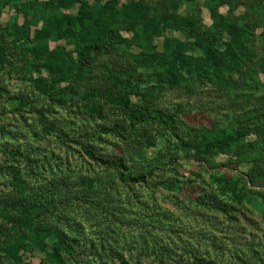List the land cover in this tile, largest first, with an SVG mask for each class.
Instances as JSON below:
<instances>
[{
    "label": "trees",
    "instance_id": "16d2710c",
    "mask_svg": "<svg viewBox=\"0 0 264 264\" xmlns=\"http://www.w3.org/2000/svg\"><path fill=\"white\" fill-rule=\"evenodd\" d=\"M15 1L17 8L26 13L25 22L6 26L0 23V39L5 40V44L0 42V65L11 62L9 49L13 51V47L34 52L36 57L24 60L18 70L26 76L31 74L30 81L47 104L33 106L35 92L28 95L7 91L4 96L7 108L23 107L18 108L21 114L40 111L38 122L44 138L76 143L98 170L66 173L60 154L55 152L52 160L51 155L40 154L46 148L23 144L22 132L15 134L2 129L10 137L0 144L4 159L0 162V264H27L24 256L33 250L41 252L47 264H144L147 258L153 264H217L203 249L189 244L174 246L167 239V231L180 237L178 230L172 229L175 214L169 208L144 214L150 218L147 222L137 221L139 226L146 227L149 235L145 237L152 242L145 240L138 246L122 241L115 227L131 223L126 219L129 205H149L140 196H132V191L123 192L118 186L148 185L158 167L146 156V151L157 146L163 137L194 148L200 158L228 154L245 159L244 163L250 166L249 179L264 180V155L239 158L252 150L264 151V100L241 110L242 118L235 117L225 125L215 120L209 126L192 128L193 139L189 141L190 137H185L188 131L181 128L182 97L166 106L159 98L164 89L183 90L188 99H195L202 85L213 84L220 96L247 86L241 79L255 69L254 66L243 69V62L249 57L246 40L252 34L251 26L220 17L208 29L199 17L181 14L176 5L171 7L155 0ZM1 4L0 12L10 1L3 0ZM115 23L133 32L132 39L124 37L119 41V31L113 29ZM167 30L184 38L165 37L160 48L152 44L150 32L161 34ZM50 41H62L61 49L48 51ZM127 48H131L126 55L128 62H123V54L115 55L111 64L106 62V52ZM144 66L156 73L145 74ZM148 82L152 83L151 91L143 85ZM2 88L0 85V96ZM52 102L84 104L96 127L90 130L89 126L81 128L73 124L68 128L48 120L45 112ZM3 113L0 110V115ZM32 126L33 122H29L28 128ZM131 131H135L134 137L127 135ZM105 134L122 139L123 144L118 145L124 154L111 155L101 149L98 141L107 139ZM251 135H255L254 141L247 140ZM15 176L34 178L35 183L29 185L24 179L21 186L19 180L13 181ZM227 181L221 178V190L224 191ZM243 184L242 198L248 195L247 183ZM193 190L196 204L217 213H232V200L226 201L218 192L204 187ZM80 202L91 209L94 219L97 217L94 210L103 211L110 218L109 225L87 231L75 211L74 205ZM59 208L57 213L63 226L39 217L41 212ZM21 214L28 218L23 220ZM202 237L213 239L206 234ZM135 251L136 260L131 256Z\"/></svg>",
    "mask_w": 264,
    "mask_h": 264
},
{
    "label": "rangeland",
    "instance_id": "374dc122",
    "mask_svg": "<svg viewBox=\"0 0 264 264\" xmlns=\"http://www.w3.org/2000/svg\"><path fill=\"white\" fill-rule=\"evenodd\" d=\"M10 4L4 6L0 12V23L3 26L7 24L23 25L25 22V12H22L17 7V1L9 0ZM46 2L48 0H40ZM95 1V0H91ZM124 1V0H122ZM162 1L168 4L167 6H177L178 12L188 16H197L200 21L208 29L212 28L217 18L223 17L227 21H235L238 24H248L252 28L250 39L246 40L248 46L249 57L243 62V69L247 70L251 66L255 69L246 73L241 79L242 82H247V86L231 94L220 96V93L214 90L213 84L202 85L201 93L195 99L189 97L183 90L164 89L160 93V99L163 100V105H172L175 101L181 99L183 111L180 112L182 121V131L187 132L186 138L190 137L192 141V128L198 126H209L212 121L221 120V124L225 125L228 120H235V117H240V111L262 103L264 100V0H155ZM0 2V6L2 5ZM32 14L29 15V19ZM122 24L115 23L113 29L119 31V41L124 40V37L132 39L133 32H127L122 29ZM112 28V27H111ZM177 36L184 38L181 34L174 31H164L161 34L150 32L152 44L161 47L165 37ZM1 44H5V40L0 39ZM63 44L62 41H50L46 48L48 51H56ZM125 44V43H123ZM13 45V44H12ZM9 45V46H12ZM124 48H126L123 45ZM13 51L9 49V60L5 64L0 65V85L3 87L0 96V110L3 114L0 115V144L4 142L10 135L3 133L2 129H7L10 132L17 134L22 132L21 142L33 143L35 146H41L44 151L41 155H51L54 159L55 152L62 156L64 163V172L73 170H85L87 173H92L93 170H98L94 162L84 157L81 153L79 145L64 139H48L44 138V132L41 129L39 121L40 111L20 113L18 105L12 108H7L6 101L7 91L11 94H33L32 105L44 106L47 101L38 94L34 85L30 81V75L20 73L18 66H22L24 60L34 59L36 55L28 49H19L13 47ZM131 48L116 50L112 49L105 56L106 62L112 63L114 56L123 54L124 61L128 62L129 57H126L127 52ZM139 50L136 47V51ZM135 51V52H136ZM201 53H197L199 55ZM13 62V64H12ZM15 62V63H14ZM100 66V65H99ZM98 69V66H96ZM101 69V67H100ZM145 74L152 75V70L144 66ZM147 79H145L146 81ZM144 81V82H145ZM143 84V83H142ZM152 83H144L145 89H150ZM152 89V88H151ZM151 89L149 91H151ZM204 90V91H203ZM80 103H58L52 102L46 108V118L50 121L60 122L68 128L73 127V124L78 127L89 126L90 130L96 127V121L90 115L87 106ZM37 108V107H36ZM29 122H33V126L28 128ZM83 123V124H82ZM75 127V128H76ZM84 128V127H83ZM129 137L135 136V131L128 132ZM255 135L248 136L247 140L254 141ZM108 137L105 140L98 141L103 147V151L113 154H124L123 144L119 136L105 134ZM184 137V138H185ZM185 138V139H186ZM61 140V141H60ZM187 140V139H186ZM66 143H65V142ZM264 142V141H263ZM71 143V144H70ZM175 139L166 141V138H159L157 146L147 149L146 156L156 162L157 170L154 171L152 179L149 180L147 186L135 184L125 186L119 184V188L124 191H132V196H140L146 201L149 206L142 204L129 205L130 211L126 219L130 220L127 227L116 225V230L122 241L133 242L140 246L146 241L152 242L146 231V227L142 228L137 223L138 220L149 221L150 218L144 214H154L159 209L169 208L174 212L175 219H172L174 226L172 229L178 230L180 237L173 232L167 231V239L174 246L179 244L183 247L184 244L189 246H197L203 249L205 254L209 255L217 264H264V180L249 179L247 170L249 165L245 164L243 158L249 159L251 156L264 155V151L252 150L247 152L243 160H238L236 157H231L228 154H218L207 158H200L196 155L195 149L188 147L186 144L179 143ZM70 144V145H69ZM3 156L0 154V162ZM59 162V158L57 157ZM101 171V170H100ZM77 173V172H76ZM103 176L106 174L100 172ZM19 178L15 176L13 181L19 180V184L23 186L24 179L29 185L34 184V178L25 177ZM227 181L224 191L220 189V180ZM107 180V179H106ZM158 182L157 186L155 183ZM234 182V183H233ZM231 183L235 184V186ZM243 183L245 184L248 195L241 197L244 194ZM27 186V185H26ZM233 186V187H232ZM200 189L204 187L210 191L218 192L222 199L226 201L232 200L234 206L233 211L227 215L223 212L217 213L209 207H202L196 204L194 199V188ZM2 185L0 184V191ZM257 190V193H256ZM242 193V195H241ZM135 194V195H134ZM240 194V196H238ZM177 196V197H176ZM179 197V198H178ZM134 198V202H135ZM153 202V203H152ZM145 204V203H144ZM74 205V204H73ZM76 206L79 218L86 226L87 231L93 232L103 225H109V217L101 210H94L96 218L91 216V209L83 203ZM162 207V208H161ZM70 210V206L67 207ZM58 210L51 212H41L39 217L52 219L60 226H63L62 221H59ZM74 209V208H73ZM10 214L9 212H7ZM5 214V213H4ZM177 216V217H176ZM148 217V220H146ZM2 217H0L1 219ZM23 220L27 219L26 214H21ZM166 220V219H165ZM177 221V222H175ZM202 234L212 236V241L204 239ZM137 251L131 253L132 259H137ZM144 257V259H146ZM130 260V256H127ZM43 254L37 250H33L24 256V261L27 264H47L44 261ZM144 264H153L152 259L147 258Z\"/></svg>",
    "mask_w": 264,
    "mask_h": 264
}]
</instances>
